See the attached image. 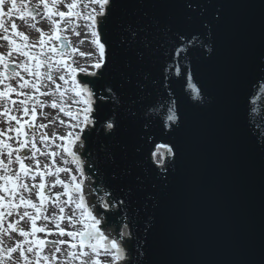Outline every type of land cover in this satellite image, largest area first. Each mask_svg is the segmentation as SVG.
<instances>
[{"label": "water", "instance_id": "obj_1", "mask_svg": "<svg viewBox=\"0 0 264 264\" xmlns=\"http://www.w3.org/2000/svg\"><path fill=\"white\" fill-rule=\"evenodd\" d=\"M97 29L105 66L79 76L93 93L80 154L100 227L126 228L119 264H259L264 0H110ZM158 145L175 152L163 168Z\"/></svg>", "mask_w": 264, "mask_h": 264}, {"label": "rangeland", "instance_id": "obj_2", "mask_svg": "<svg viewBox=\"0 0 264 264\" xmlns=\"http://www.w3.org/2000/svg\"><path fill=\"white\" fill-rule=\"evenodd\" d=\"M90 2L83 3L81 0H72L73 3L77 5L76 8L71 9L72 12H79L81 15L79 18L75 16H66L65 20L62 22L61 25L66 26L69 22L73 25L74 22L80 21L83 22L86 25H90V21L85 19L90 12H88V9L92 7L91 0ZM49 7L54 8V11L58 12H65L68 13L70 11L66 10L62 6H57L56 4H53V0H48ZM72 3V4H73ZM10 7V0H5V4L3 7ZM57 6V8H56ZM42 8L37 9V7L30 6L28 2L24 0H17V10L9 14L8 12L5 13V16H2L0 14V37L3 36H9L10 38L14 39L16 44L20 45V41L17 39L16 35L14 34L12 30V25L15 24L12 19H15L16 16L18 17V21H27L31 22V26L34 25V29H37L36 25V18L38 13L40 14L41 18L48 17L45 16V9L43 6ZM29 9H35V19L27 15V12ZM43 11V13L41 12ZM17 14V15H16ZM23 16V19L20 17ZM52 16V15H51ZM50 16V17H51ZM16 25V24H15ZM89 28L86 33H83V37L89 39L92 38L91 35H89ZM60 35V34H59ZM60 40H52L49 41L48 39H45V53L47 55H52L51 53L47 52L48 47L55 46L59 52L61 48L65 44H70V41L62 36ZM92 43V42H91ZM93 44V43H92ZM0 46L6 47L9 51L8 54L5 57L4 63L8 65L7 68L4 67L3 64H0V73H4V76H0V81L3 82V84L0 83V92H7L8 87L11 86L14 91L10 93L9 96L0 98V113L4 112L6 109L10 110V115L16 116L21 123L24 124V132L26 135V140L24 141L23 136H17L15 131L8 132L5 127L7 125H14V129L19 127L17 122L15 120L9 121L7 115H0V130L5 131V135L3 137H0V140H4L5 143L11 146V148L14 150L11 158L8 156V149L4 148L3 146H0V176L5 174H11L15 176V174L19 173V163L16 161V156L19 155L22 159L25 165L28 167V173L26 176L21 174L23 183L29 186L30 191L25 190L23 188H16L15 195H10L9 192L0 191V196L4 197L3 205L0 206V213H3L4 215L0 217V264H26L25 257H22L20 255V251L17 250L11 254V257L8 256L7 250L11 247H16L19 244H23V247L25 249V256L27 260H34L35 255L33 252H27L26 249L28 248V244L24 243L25 238L19 235V231H12L8 228V224L12 223L17 226L18 229H23L27 232H31V221L28 217H24L22 220L20 217L23 215L25 211L29 212L32 216H36V226L37 227H45L47 226V229L52 232L51 235H49L47 232H38L35 234V236L29 235L28 240L33 239H44L46 241H49L48 244H46L42 255L44 256H53L55 255L56 259L51 261V264H80V260H71L70 257L67 256V252L69 251L68 245H56L53 246L51 241H58V240H65V241H72L71 237L65 236H59L58 231L55 227V220L54 219H44L45 216L53 217V216H59V208L64 207L65 217L70 216L73 214V210L75 209V204H68L66 201L68 200V197L64 195L65 188L63 185L58 184L57 187L60 189V193L62 194L63 199L61 202L56 201L57 194H52L51 197L48 198V201H44V213H37L35 209L28 207L27 204H20V199L23 197L24 200L27 201L28 197H30L32 194L36 193L38 196V193L41 192L39 189V185L43 183L45 187L42 190V194L46 193V187L48 185L52 186L55 184L56 179L58 178L61 181H64L67 184H70L73 181V175L77 176V167L76 164L73 162L72 159L67 157L66 152L63 150L64 147V141L61 139V137H56V144L53 145L50 143V139L48 138L46 134L45 127H40L41 125H44L46 122H50L53 120H57V118H62L67 121H70V123H73L74 125L79 124L83 118L79 115H73L71 117H64L61 114V107H64L65 109H69L66 104H63L60 102V100L69 99L71 91H67L65 95L61 98L59 93H56L55 95H44L42 98H38V92L36 90H32L31 94H26L23 97H20L19 91H28L25 88H20L19 84L23 81L20 79V77H23L22 73L19 72L15 68L14 63L9 58V52L11 51L12 55L16 56H23L21 53L15 50L14 46H10L7 41L0 40ZM92 52L95 53L96 48L93 44L92 46ZM70 48V47H69ZM69 48L65 49V52L67 53ZM25 50V49H24ZM30 51V50H25ZM39 51V48L37 49V52ZM97 53V52H96ZM11 55V57H12ZM25 57V56H23ZM41 59H44V57H40ZM65 59V58H64ZM66 61V66L63 68V72L53 70L52 73L61 72V73H68L70 68H72L68 61ZM35 61H31L33 64ZM34 65V64H33ZM47 68V67H46ZM41 69V78L47 79L44 73H46L47 69ZM14 72H19L20 77H13ZM8 77H12L9 79ZM77 77V76H76ZM24 80L27 81L25 77H23ZM32 80V78H31ZM47 86L49 87V90L47 92H50L53 88L56 87L52 82H47ZM56 83L62 84L61 91L64 89H70L71 88V80L69 79L68 83H64V81H60L59 79L56 81ZM89 87V86H88ZM90 89V87H89ZM91 90V89H90ZM58 102V107L53 108L52 102L53 101ZM12 101H15L16 103H12ZM21 101H25L26 103L22 106L20 104ZM43 105V106H42ZM28 109V114H24V108ZM35 108V119H33L32 115V109ZM92 115V112H91ZM52 117V118H51ZM92 116H91V123L92 125ZM54 123V122H53ZM29 125H32L29 127ZM89 127V126H88ZM78 127H75L77 129ZM36 143L37 148L40 150L36 153L35 158L32 157V150H31V144L32 142ZM82 140V139H81ZM80 140V141H81ZM23 142L26 146L23 148H20V143ZM83 151V140L81 143V147L78 152H76L81 160V164L84 171V160L80 154V152ZM44 153V154H41ZM51 153H56L55 156H52ZM66 155V157H65ZM9 159H11V163H9ZM46 161L47 167L41 168L40 162ZM38 162V163H37ZM56 168H67L69 169L68 172H59L57 173L55 170ZM51 172L52 175H48L47 173ZM38 173H43V176H41ZM35 177V179H33ZM84 177H85V188H84V196L86 205L90 208V210L93 212V215L96 216L97 219L99 218V214L95 212L94 210V204L89 202V195L92 193V187L89 184L90 179H88L85 171H84ZM19 183V182H18ZM4 182L0 180V185H3ZM35 185V187H33ZM9 190L11 191V184L9 183L7 185ZM74 198L78 196L76 192L73 191ZM39 197V196H38ZM38 201H40L38 199ZM35 203L40 209L41 205L40 203ZM13 205H18V207H13ZM11 211L12 215H8V212ZM76 215H80V210L75 209ZM60 226L65 228L66 231H76L80 228H82V225L76 224L75 228L69 226L68 220L65 218L61 223ZM99 227V226H98ZM123 227H121L122 229ZM101 231L104 232V234L112 239L117 240L119 244L122 242L126 236L127 233L121 236V229L119 232L118 238H115L109 229H103L102 227H99ZM110 232V234L108 233ZM55 247H60V252L56 253ZM75 251V250H73ZM100 255L98 257L99 261L106 262V263H115L114 260L111 259V256L114 255L113 252L106 253L104 249H100ZM91 264L93 259H96V257L89 252V256L84 258ZM125 259L124 257L116 261L117 264L121 263Z\"/></svg>", "mask_w": 264, "mask_h": 264}, {"label": "snow or ice", "instance_id": "obj_3", "mask_svg": "<svg viewBox=\"0 0 264 264\" xmlns=\"http://www.w3.org/2000/svg\"><path fill=\"white\" fill-rule=\"evenodd\" d=\"M40 3L43 4L45 11V16L50 17L52 14L59 15L61 17V20L65 16H75L77 18L80 17L79 12H72L71 9L76 8L77 5L75 3L73 4H67L66 7L70 9L68 13L65 12H55L54 8L49 7L48 0H39ZM59 0H53V4L58 3ZM92 3L99 4V12H96L95 9H93V12L90 13L85 19L90 21V25H88L90 34L92 39V43L95 45V48L98 51V56L96 57L92 67L95 70H99L102 67L105 66V57H106V44L101 42V36L100 33L97 31V20L96 16H104L105 15V9L106 6L109 5L110 0H92ZM5 4V0H0V10H2L3 5ZM17 10V0H10V7L7 8V12L11 14L12 12ZM35 14L36 10L35 9H29L27 12V15L35 19ZM23 19V16L20 17ZM52 23L55 25L57 22L52 21ZM16 25H12L13 32L16 36L22 37L25 41L28 40V37L25 33L22 32H16ZM37 31L40 33V39H39V51L38 52H32V51H25L24 49L28 47L27 44H24L23 46L16 44L15 40L10 38L9 36H3L0 37V40L7 41L10 46H14L15 50L21 53L23 56L27 57V62H24L23 67L24 70L29 74V75H35L37 77V82L36 83H31L29 81L24 80L23 77H20L19 72H14L13 77H20V79L23 81L22 83L19 84L20 88H24L28 86L31 83V87L34 88L37 92L40 91V87L38 86L39 84V78L41 77V72L40 68L47 65V71L44 73L46 76L47 80L51 81L54 85H56L55 88H53L50 92H44L41 93L42 95H55L56 93H59L60 97L62 98L65 93L69 90L75 93V97H79V100L74 99V103H79L83 104V120L77 124L73 125V127H79L82 124H87L90 122V113L93 111L92 109V104H93V93L92 91L87 87V85H84L81 87L80 82L77 81L76 79V74H77V68L72 67L70 68L69 72L67 74H61L58 79L60 81H64V83H68L69 79L71 80V88L70 89H64L61 91V86L56 83V79H54L52 75V71L55 69L57 71L63 72V68L66 66V61L64 59L66 52L65 49L70 47V44H65L63 48H61L58 52L57 48L55 46H50L47 49L48 53H51L52 55H47L45 53V36L43 29H37ZM129 31L131 32V35L133 38L136 36V32L129 28ZM79 35V33H77ZM49 41L52 40H60L61 36L59 35V29L57 31H54L51 35L47 37ZM147 46V45H146ZM35 47V46H33ZM78 50L75 47H72V52H77ZM179 51V50H178ZM81 56H92L93 53H79ZM12 53L11 51L9 52V58L11 57ZM40 57H44V59H41ZM5 57L2 53H0V64H3L5 68L8 67L6 63H4ZM30 61H35L34 66H29ZM92 71L90 73H87L86 68H79L80 72H85L91 76H96L97 71ZM102 74V73H101ZM177 74L179 75V71L177 70ZM4 73H0V76H4ZM11 79L12 77H8ZM147 78V77H145ZM188 85L191 91L193 92V99H197L200 96V91L196 87L195 84L192 83V76L191 73L189 72L188 74ZM14 91L11 86L8 87L7 92H0V98L9 96L10 93ZM23 94V93H21ZM86 94V95H85ZM12 103H16L15 101H12ZM26 102L21 101L20 104L23 106ZM43 106V105H42ZM53 108L58 107V102L53 101L52 105ZM69 110H65L64 107H61L60 110L64 111L65 115L67 116H73V112L70 110V105L68 106ZM24 114H28V109L25 107L24 109ZM168 115L166 117L167 121L171 122H176L179 120V117L176 115V109H175V101H172V106L168 108L167 110ZM0 115H7L9 121L15 120L19 127L13 129L9 127L7 129L8 132L15 131L17 136H23L26 135L24 132V124L21 123V121L16 117L10 115V110H5L4 112L0 113ZM32 115L33 119H35V108L32 109ZM32 125H29L31 127ZM40 127H46L45 125H41ZM115 125L112 122H109L107 124V128L109 130L113 129ZM5 135V131L0 130V137H3ZM79 134H76L74 139H70L68 141V146L64 148L63 150L70 154L72 156V160L74 163L77 164L78 170L81 172L83 175V167L81 165V160L76 154L72 151V144L74 143L75 140H79ZM61 139H64V137H61ZM0 146H3L4 148L8 149V156L11 158L13 154V149L11 148L10 145L4 142V140H0ZM26 145L21 142L20 143V148L25 147ZM161 149H164V152H161ZM31 150H32V157L35 158L36 153L40 151L36 143L32 142L31 144ZM165 152L167 153L168 156H175V152L173 151V147L168 146V145H158L156 151L152 153V157L154 159V162L158 164L160 167H164L165 165V160H164V154ZM44 154V153H41ZM52 156H55L56 153H51ZM16 161L19 163V173L15 174V176L11 174H5L0 176V180L4 182L3 185H0V191L4 192H9L10 195H15V190L16 188H23L25 190L30 191L29 186L23 183V179L21 174L24 176L27 175L28 173V167L25 165L23 162V159L17 155L16 156ZM11 159H9V163H11ZM38 163V162H37ZM47 167V166H45ZM57 173L63 171V172H68L69 169L67 168H56L55 170ZM41 176H43V173H38ZM48 175H52L51 172L47 173ZM35 179V177H33ZM73 181H75V177H73ZM19 182V183H18ZM11 184V191L7 187L8 184ZM55 184H61L65 188L64 195L68 197V200L66 203L68 204H75V209L80 210V215H76L75 209L73 210V214L70 216L65 217L64 212L65 209L64 207L59 208V216H53V217H48L45 216L44 219H54L55 220V227L58 231L59 236H65L67 235L68 237L72 238V241H65L63 239L58 240V241H51L53 246L56 245H68L69 251L67 252V256L71 258V260H80V264H89L87 260L84 258L89 256V252L93 254L96 259H93L91 264H101V261H99L98 257L101 254L100 249H104L106 252H113L114 250V255L111 256V259L114 261H119L124 257V248L117 242L115 239H110L107 237L100 229L99 225L101 223V220L103 219L102 217L100 219H97L96 216L93 215V212L86 206V201L82 195V190H81V185L82 181L76 182L75 183V192L79 194L77 197L74 198L73 196V189L70 184L65 183L64 181L59 180L58 178L55 181ZM55 184L53 186H55ZM35 187V185H33ZM45 187L43 183L39 185V189L41 192L38 193L39 200L41 204L44 202V196L42 194V190ZM59 196V194H57ZM4 197L0 196V206L3 205ZM120 203H123V201H120ZM20 204H27L28 207L33 208L36 210L37 213L41 211V209L33 203L31 200H24L23 197L20 199ZM104 208H108L110 205L108 203H104L102 205ZM13 207H18V205H13ZM4 214L0 213V217H2ZM8 215H12L11 211L8 212ZM24 217H28L31 221V232H27L23 229H18L16 225L9 223L8 228L11 229L12 231H19V235L24 237V243H27L29 246L26 249L27 252H33L35 255L34 260H27L25 256V249L23 247V244H19L16 247H11L7 250V254L9 257H11V254L17 250L20 251V255L22 257H25L26 259V264H51L52 260H55L56 257L55 255L49 257V256H44L42 255L43 250L46 246V244L49 243V241H46L44 239H33V240H28L29 235L35 236L36 233L38 232H47L49 235L52 234L50 230L47 229V226L45 227H37L36 226V216H32L29 212L25 211L23 215L20 217L22 220ZM67 219L69 222V226L75 228L76 224L82 225V228L76 230V231H66L65 228L60 226V223L64 220ZM124 233H121V236H123ZM60 247H55L56 253L60 252ZM75 250V251H73ZM259 264H264V252L261 253L260 261Z\"/></svg>", "mask_w": 264, "mask_h": 264}, {"label": "bare ground", "instance_id": "obj_4", "mask_svg": "<svg viewBox=\"0 0 264 264\" xmlns=\"http://www.w3.org/2000/svg\"><path fill=\"white\" fill-rule=\"evenodd\" d=\"M26 2L29 3L30 6L33 7H37V9L42 8L41 6H43L42 3L39 2V0H24ZM82 4L83 3H87L90 2L89 0H81ZM72 0H59L58 3H56L57 6H62L63 8H65L66 10L69 11V8L66 7L67 4H72ZM92 3V0H91ZM56 6V8H57ZM7 8L8 5H6V7H3L2 10H0V14L2 16H5V13L7 12ZM93 9H95L96 12H99V4L96 3H92V7L90 9H88V12L92 13ZM43 13V11H41ZM58 12V11H55ZM17 15V14H16ZM18 17L16 16L15 19H12V21L16 24V32H22L25 33L28 37V40L25 41L22 37L20 36H16L17 39L20 41V45L23 46L24 44H27L28 47L25 48V50H30L32 52H37V49L39 48V39H40V33L37 31V29H43L44 32V36L45 39H47V37L49 35H51L54 31H57V29H59V34L66 37L69 41H70V48L68 50V52L65 55V59L68 61L69 65L71 67H75L77 68V74H76V79L78 82H80V80L78 79V77L80 76V74L82 75H87V76H91L87 73H90L92 71H94L95 69L92 67L96 57L98 56V51L96 49L95 53L92 52V46L93 44L92 39L93 38H85L83 37V33H86L88 31V25L84 24L83 22L80 21H76L74 22V24L72 25L70 22L64 26L61 25L62 22L65 20V17L63 18V20H61V17L59 15H55L52 14L51 17H44L41 18L40 14L38 13L37 18H36V22H37V29H34V25L31 26V22H27L25 20L23 21H18ZM100 16H96V20H98ZM52 21H56L57 23L54 25L52 23ZM13 30V29H12ZM98 31V29H97ZM77 33H79V35H77ZM90 34V31L88 33ZM35 46V47H33ZM72 47H75L78 51L77 52H72ZM8 49L4 46H0V53H2L4 55V57H6V55L8 54ZM93 53L92 56H81L79 53ZM97 52V53H96ZM11 61L14 63L15 68L17 70H19L20 73H22L23 77H25L27 79V81L31 82V83H36L37 82V77L35 75H29L23 67L24 62H27V57H23V56H16L15 54L12 55V57H10ZM29 66H34L33 64H35L33 62V64L30 62ZM47 67V65L43 66L40 68L41 69H45ZM86 68L87 69V73L85 72H80L79 68ZM47 69V68H46ZM97 71V70H95ZM61 74H67L65 73H61V72H56V73H52L54 79H56V81L58 80V77ZM32 78V80H31ZM47 82H51L47 79H42L41 77L39 78V84L38 86L40 87V91L38 92V98H42L44 95H42L41 93L47 92L49 90V87L47 86ZM1 84H3L2 81H0ZM31 83L24 87L26 90L28 91H19V95L20 97L25 96L26 94H31L30 92L32 90H35L34 88L31 87ZM60 86H62V84L57 83ZM81 87H83L84 85H87L85 83L80 82ZM88 87V85H87ZM89 88V87H88ZM71 91V90H70ZM23 93V94H21ZM86 95V94H85ZM75 100H79V97H75V93L71 91L69 99H65V100H60L61 103L66 104L67 106L70 105V110L73 112V115H79L83 118V108L84 105L83 104H79V103H74L73 101ZM93 107V104H92ZM93 109V108H92ZM65 110H69V109H65ZM61 114L64 117H70L65 115L64 111L61 112ZM91 113H90V122L87 124H82L81 126H79L77 129H75V127H73V123H70V121H67L65 119L62 118H57V120H53L50 122H46L44 125L46 126V134L48 136V138L50 139V143L55 145L56 144V137H64L63 141H64V148H66L68 146V141L70 139H74L76 134H79V137L82 133V131L84 130V128L90 126L91 123ZM52 118V117H51ZM54 122V123H53ZM14 125H7L5 127V129L7 130L9 127L14 129ZM81 137L79 138V140H75L74 143L72 144V151L76 154V156H78V154L76 152L79 151L80 147H81V143L82 140ZM67 157H69L70 159H72V156L70 154H68L66 152ZM65 155V157H66ZM79 157V156H78ZM153 159V157H152ZM76 164V163H75ZM82 165V164H81ZM158 165V164H157ZM45 166H47V162L46 161H42L40 162V167L41 168H45ZM77 167V164H76ZM77 176L73 175L72 177H75V181H72L70 183L73 191L75 192V183L76 182H80L82 181V185H81V190H82V195L85 199L84 196V188H85V177H84V171H83V175L81 174V172L78 170L77 167ZM58 184H55V186L48 185L46 187V193L43 194L44 196V201H48V198L51 197L52 194H59V196H56V201L59 203L61 202V200L63 199L62 194L60 193V189L59 187H57ZM79 195V194H78ZM39 197L37 196L36 193L32 194L30 197H28L27 200H31L32 202H36V203H40L41 205V213H44V205L41 204L40 201H38ZM107 202V201H106ZM108 203V202H107ZM87 206V205H86ZM88 207V206H87ZM89 208V207H88ZM90 209V208H89ZM100 227V225H99ZM121 233L126 234V228L123 227L121 229ZM103 232V231H102ZM104 233V232H103ZM105 251V250H104ZM106 252V251H105ZM108 253V252H106ZM114 253V250H113ZM101 264H117L116 261L115 263H106V262H102Z\"/></svg>", "mask_w": 264, "mask_h": 264}]
</instances>
